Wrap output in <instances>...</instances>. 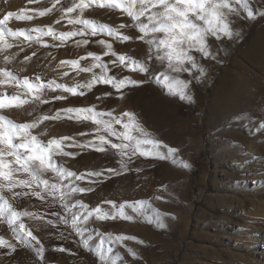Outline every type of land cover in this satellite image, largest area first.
<instances>
[{
  "label": "rangeland",
  "instance_id": "rangeland-1",
  "mask_svg": "<svg viewBox=\"0 0 264 264\" xmlns=\"http://www.w3.org/2000/svg\"><path fill=\"white\" fill-rule=\"evenodd\" d=\"M54 2L0 0V19L8 12L20 14L25 10L34 17L32 20H17L13 16L5 27L46 30L51 26L57 32L83 28L80 24H68L67 19L56 23L65 15L62 10H66L72 0H60L50 13L42 17L33 11L52 8ZM250 6L254 11L264 10V0H250ZM84 17L112 26L127 25L121 32L132 40L122 43L107 35L76 36L63 46L54 47L51 45H59L60 42L45 36L42 39L50 46L43 47L34 40L29 42L19 37L10 40L14 45L11 49L0 53V68H6L21 79L39 75L44 82L55 80L69 86L84 84L92 78V73L77 75L67 66L60 68V61L78 59L89 52L102 55L105 49L97 41L106 40L113 44L117 53L144 61L148 67L147 74H141L123 66H114L111 61L115 57L103 56L108 64V75L117 79L127 76L143 83L124 88L121 92L109 85L97 84L91 91L81 89L86 92L82 96L45 90L44 98L50 103L30 102L22 108L3 110V115L16 123H25L41 115L53 116L58 110L69 107L95 106L97 111H111L115 116L132 112L153 137L178 151L174 157L165 160L137 155L127 164V172L112 175L105 170L120 169L121 157L116 149L107 145L104 152L67 148L66 151L77 155L56 156L58 164L77 174L104 172L101 177L88 178L95 183L77 181L81 187L94 190L68 197V206L82 201L89 209L101 206L111 214L125 202L136 204L143 201L144 205H137L138 211L131 207L123 209L133 218L130 221L119 217L102 221L94 216L82 220L78 224L81 233L77 234L59 217L63 216L70 222L73 214L81 211L79 206L68 210L59 200L50 197L45 200L17 198L11 201L17 210L26 209L42 217H25L24 223L43 244L45 252L41 259L36 253L39 245L33 242V248L26 247L23 241L14 238L6 223H0V236L16 245L15 252L11 253L7 248H0V264H109V255L120 257L116 264H249L251 259H257L258 245L264 241V163H260L264 162V16L253 21L241 11L239 16L229 18L234 33L231 39L226 36L219 40L209 37L211 57L204 58L199 52H191L196 63L206 69L203 76L190 64L184 65L188 72H171L167 62L157 59L156 51L145 42L153 39V35L162 37L163 34L150 33L144 40L137 39L141 33L133 26L134 22L120 11L93 7L84 12ZM146 22L143 19L139 21ZM237 32L239 35H235ZM81 39L90 42L87 46L77 47L75 41ZM32 53H36L35 56ZM5 55L14 56V59L5 63ZM28 56L32 57L31 60L25 61ZM92 62L91 59L81 60L80 66L87 67ZM65 71L69 75L63 76ZM93 71L99 74L101 69ZM161 72L189 82L185 93L191 96V100L169 95L155 79ZM0 91L11 95L17 89L6 85L0 87ZM105 93L111 95L106 96ZM55 96L67 98L51 100ZM96 127L91 121L62 119L46 120L32 131L44 143L65 136L85 143L94 138ZM115 127L122 130L119 125ZM111 139L113 143L120 142ZM161 150L167 154L166 149ZM180 161L187 162L190 167H181ZM45 178L52 179V173H46ZM106 201L114 202L117 207L113 208ZM157 213H160L159 223ZM50 220L54 225L48 223ZM109 234L136 237L143 243L133 240L113 243L112 253L101 259L97 248ZM82 241H87L88 246L85 247ZM104 247H109L107 242ZM56 248L65 251H54ZM128 249L136 256L131 255ZM261 261L256 264H264V258Z\"/></svg>",
  "mask_w": 264,
  "mask_h": 264
},
{
  "label": "snow or ice",
  "instance_id": "snow-or-ice-1",
  "mask_svg": "<svg viewBox=\"0 0 264 264\" xmlns=\"http://www.w3.org/2000/svg\"><path fill=\"white\" fill-rule=\"evenodd\" d=\"M29 2H38V0H29ZM55 0L52 8L44 10H33L39 16H44L52 11L56 3ZM107 8L109 10L120 11L129 17L134 23L133 26L141 33L137 39L144 40V37L151 34L162 33V37L153 35V39L145 42L150 48L157 53V59L167 62V68L171 72H188L189 69L184 67L190 64L192 69H197L201 76L206 74V69L196 63L195 57L190 55L191 52H199L204 58L211 57V50L208 44L209 37L219 40L222 36L231 39L233 31L231 28L230 17L239 16L241 11L246 14L247 19L256 20L259 16H264V10L254 11L250 6V0H72L71 5L64 11L56 23L67 19L68 24H80L83 28L67 32H57L53 27L47 29L32 28L30 30L18 29L12 30L5 27L9 18L15 16L17 20L29 21L34 17L28 15L25 10H21L20 14L8 12L4 18L0 19V53H5L14 45L10 40H16L23 37L25 41H35L43 47H48L46 41L42 37H51L52 40L59 41V45L63 46L69 40L76 36H96L107 35L118 42H129L132 37L124 35L121 29L127 25L119 24L112 26L101 23L91 18H85L84 12L91 8ZM77 13L75 16L67 14ZM146 23H139L141 20ZM30 33H37L36 36ZM239 35V32L235 33ZM90 41L81 39L75 41L77 47L87 46ZM97 43L104 47L105 51L102 55L92 52L86 56H81L74 60H62L59 67H68L71 71H75L77 75L81 72L92 73V78L84 84L77 83L73 86L57 83L55 80L44 82L39 75L34 78H19L6 68H0V87L11 86L17 89L16 92L9 95L6 91H0V223H6L13 232L14 238L23 241L28 248H33V242L39 245L36 248L37 255L43 259L45 248L40 240L33 234L24 223V218L42 219L37 213L28 210H17L11 201L17 198L35 197L45 200L50 197L59 200L60 204L70 210L73 206H79L81 211L73 214L72 220L69 222L65 217H59L60 221L70 226L77 232L81 233L78 224L83 220L86 221L91 217L98 220H115L117 217L124 220H132L123 209L131 207L134 211H138L137 205H144L143 201L136 204H121L119 209L113 213H109L102 209L101 206L89 209V206L82 201H77L75 205L68 206L66 199L73 194H84L94 189L81 187L77 181H87V183H95L96 181L88 179L89 177H101L103 171H89L77 174L55 160L56 156L75 157L76 153L66 151L67 148H90L98 152L106 151V145L118 151L121 157L120 169H107L105 171L112 175H120L128 171L127 164L137 155L144 158L165 160L174 157L178 151L175 148L168 147L162 141L156 139L149 133L138 120L135 113L124 112L120 116H115L113 112L97 111L95 106L86 108H65L58 110L55 115H41L31 122L16 123L3 115V110L11 108H22L24 105L32 102L40 104L50 103L51 101L44 98V91H63L70 95H85L86 92L81 89L91 91L97 84H106L114 88L117 92L127 87H136L143 81L134 80L131 77H123L117 79L115 76L108 75V64L104 62L103 56L111 55L115 57L111 63L114 66L126 67L129 71H138L141 74H147L148 67L144 61L138 60L124 53H117L110 41L99 40ZM162 53V54H161ZM36 53H32L35 56ZM51 55V53H49ZM31 56L25 57V61L31 60ZM214 59V57H212ZM14 56H4L5 63H10ZM91 59L93 62L87 67H81L80 61ZM100 68L99 74L93 70ZM63 76L69 75L68 71L62 73ZM162 77V79H161ZM157 83L165 87L169 95H179L180 99L191 100V96H187L185 90L189 86V82L180 80L170 76L166 72H161L155 77ZM199 79V78H198ZM104 95H111L105 93ZM66 96H55L51 100L66 99ZM100 97H98L99 99ZM122 99L123 96L121 95ZM30 114V113H29ZM63 114V115H62ZM108 117V119H104ZM126 118V119H125ZM75 119L77 121H91L97 125L94 132L96 135L93 139L80 143L74 137L52 138L47 143L42 142L37 135L33 134V129L37 128L46 120H62ZM115 125H119L117 130ZM104 132L107 135H99ZM45 134V133H41ZM89 133H81L80 135H88ZM111 138L120 141L113 143ZM71 141V143H65ZM97 141L99 143H97ZM161 149H166L167 154ZM127 158V159H125ZM180 166L184 168L190 167L187 162L180 161ZM52 173V179L45 178L46 173ZM69 181L65 184L64 181ZM19 189V191H17ZM7 193V195H5ZM113 208L117 206L112 201H106ZM157 223H159L160 213H157ZM53 224V221H48ZM124 240H133L137 243H143L136 237L126 235L109 234L105 240L100 241L97 251L101 259L106 254L112 253L111 244L120 243ZM105 242L109 247L105 248ZM85 247L88 246L87 241H82ZM0 248L9 249V253L15 252L16 245L0 236ZM54 251H65L63 248L53 249ZM129 253L136 256V253L128 249ZM120 259L119 256L112 257L109 255V264H116Z\"/></svg>",
  "mask_w": 264,
  "mask_h": 264
},
{
  "label": "bare ground",
  "instance_id": "bare-ground-1",
  "mask_svg": "<svg viewBox=\"0 0 264 264\" xmlns=\"http://www.w3.org/2000/svg\"><path fill=\"white\" fill-rule=\"evenodd\" d=\"M260 163H264V162L262 161ZM259 235H260V233H259ZM258 249L259 250L255 253V256L257 257V259H251V261L249 262V264H256V263H261L262 262L261 260L264 258V241L263 240L258 245Z\"/></svg>",
  "mask_w": 264,
  "mask_h": 264
}]
</instances>
